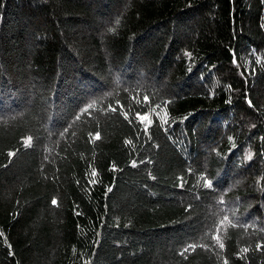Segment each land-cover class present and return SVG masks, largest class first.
<instances>
[{"label":"trees","instance_id":"16d2710c","mask_svg":"<svg viewBox=\"0 0 264 264\" xmlns=\"http://www.w3.org/2000/svg\"><path fill=\"white\" fill-rule=\"evenodd\" d=\"M261 137L264 0H0V264H264Z\"/></svg>","mask_w":264,"mask_h":264},{"label":"snow or ice","instance_id":"6c2138e0","mask_svg":"<svg viewBox=\"0 0 264 264\" xmlns=\"http://www.w3.org/2000/svg\"><path fill=\"white\" fill-rule=\"evenodd\" d=\"M189 55H190V54H189ZM233 62H234V63L236 62L235 59L233 60ZM143 100H144L145 102H148V101H149V97H148L147 95H145V96L143 97ZM117 104L119 105L120 109H123L124 106H123L122 104H120L119 101H117ZM248 104L251 105V104H252V101H251V100H248ZM111 110H112L113 112L117 111L116 108H112ZM151 114H152L151 112H149V113H141V112H139V111H137V112L135 113L136 119H137L138 123H139L140 125L143 126V131H144L145 134H148V129H149V127H150V126L152 125V123H153V121H152L151 119H149V116H150ZM122 115L124 116V118H125L126 120L129 121V123H132V122H133L132 120L129 119V112H128L127 110H123V111H122ZM155 115H156L157 119H160L163 123H167V120H165L163 117H161L159 113H155ZM165 131H167V129H165ZM95 138H96V139H99V138H100V134H99V133H96ZM149 139H151V136H150V135H149ZM229 139H231V138H229ZM260 139H261V140H264V137H261ZM31 142H32V137H31V136L27 137L26 140H25V144H26V145H30ZM125 143H126V144H131L132 141H130V140H126ZM9 155H15V154H14V153H9ZM252 158H253V156H252L251 153H248V154L246 155V157H245V159H247V160H249V161L252 160ZM141 163H143V161H141ZM131 166H132V167H136V166H137V161H136V160H132V161H131ZM112 168H113V170H116V165H115V163L112 165ZM189 171H191V169H189ZM91 175H92L93 177H95V176L97 175L95 169H93ZM149 175H151V174H149ZM152 179H155V177L153 176ZM180 180H181V183H180L179 186H180V187H183V186H184V185H183V178H180ZM91 182H92V183H95L94 180L91 181ZM205 186H206L208 189H212L213 186H214V182H213L212 180H210V179H206V180H205ZM107 191H108V192H112L113 189H112L111 187H109V188L107 189ZM51 203H52L53 205H56V204H57V201H56L55 199H53V200L51 201ZM221 203H223V201H221ZM189 208H191V205H189ZM224 221H229V217L225 216V217L223 218V221H221V224H222ZM215 239H216L217 242L219 243V248H221V249L225 248V244H224L223 242L220 241V236H219V234L216 235ZM188 247H189V248H192V249H195V248L197 247V245H196V244H190V245H188ZM204 247H207V245H204ZM256 248H257V249H261V248H262V245H261L260 243H257V244H256ZM185 251H187V249H185ZM242 251L246 253V252H248V248H244ZM182 254H183V253H182ZM242 258H243V257H241V259H242ZM224 264H228V261L225 260V261H224Z\"/></svg>","mask_w":264,"mask_h":264}]
</instances>
